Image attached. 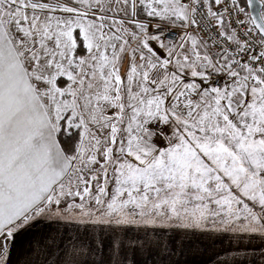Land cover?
I'll list each match as a JSON object with an SVG mask.
<instances>
[{
    "label": "snow or ice",
    "instance_id": "6c2138e0",
    "mask_svg": "<svg viewBox=\"0 0 264 264\" xmlns=\"http://www.w3.org/2000/svg\"><path fill=\"white\" fill-rule=\"evenodd\" d=\"M0 264H264V0H0Z\"/></svg>",
    "mask_w": 264,
    "mask_h": 264
}]
</instances>
